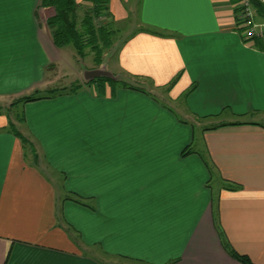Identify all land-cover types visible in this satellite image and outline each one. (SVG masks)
<instances>
[{"label": "crops", "instance_id": "0c3cea01", "mask_svg": "<svg viewBox=\"0 0 264 264\" xmlns=\"http://www.w3.org/2000/svg\"><path fill=\"white\" fill-rule=\"evenodd\" d=\"M41 2L0 0V98L47 91L71 67ZM238 3L110 0L124 38L114 67L81 80L134 88L93 77L25 104L17 130L33 151L0 113V264H108L89 249L241 264L234 250L264 264V42L236 29ZM177 78L169 98L184 97L185 115L154 96Z\"/></svg>", "mask_w": 264, "mask_h": 264}, {"label": "trees", "instance_id": "16d2710c", "mask_svg": "<svg viewBox=\"0 0 264 264\" xmlns=\"http://www.w3.org/2000/svg\"><path fill=\"white\" fill-rule=\"evenodd\" d=\"M254 3L259 10H264L263 5L256 1H254ZM83 4L89 5L90 11L82 20H79L78 10L81 5L77 3V0H42L41 2L42 7L52 8L56 12L55 16L50 18L47 22L56 47L59 49L74 47L78 54L82 57L85 55V49L90 48L96 55V63L100 65L105 51L113 47V39L116 38V35L118 34V31L115 28V22L113 21L110 12V0H83ZM100 17H107L109 19V23H100V26H98L99 24H96V19ZM177 81L178 78L171 83V86L176 84ZM95 82H99L103 89L107 85H111L113 92L118 86L134 88L111 77H101ZM79 89H81V86H78L77 89H71L70 93H76ZM36 94L37 92L34 95L26 96L18 101V103L27 104L52 97L57 93L55 91H50L47 95L37 96ZM21 121H24L23 117ZM224 126L227 125L224 124L213 129H218ZM11 130L17 133V135L21 138L25 145V150H29L30 148V150L33 151V147H29L31 145H29L28 140L19 133L14 123H11ZM188 153V151H185L184 154L186 155ZM67 199L80 203V199L75 196ZM229 252L231 256H233V258L238 260L241 264H253L249 257L241 255L234 250H229Z\"/></svg>", "mask_w": 264, "mask_h": 264}, {"label": "rangeland", "instance_id": "374dc122", "mask_svg": "<svg viewBox=\"0 0 264 264\" xmlns=\"http://www.w3.org/2000/svg\"><path fill=\"white\" fill-rule=\"evenodd\" d=\"M239 4V3H238ZM83 7V8H82ZM90 11V6L89 5H84L82 4L81 7L78 10V19L82 20L86 14ZM236 18V16H235ZM107 24L109 23V19L107 17H100L96 19V24ZM116 28V27H115ZM117 29V28H116ZM118 34L116 35V38H114V45L111 49L106 50L104 55H103V60L100 65L96 63V55L91 51L90 48L85 49V55L84 57L80 56L77 52V50L74 47H69L67 49L68 52L71 53V62L70 65L71 67H65L64 70V75L58 76V80H56L55 85H50L51 88L49 90L45 91H35L33 94L34 95L37 92V96L40 95H47L48 92L50 91H55L57 94L63 93L64 91H70L71 89H77L78 86H89L91 85V80L93 77H90L88 75V82L82 81L81 78L83 79V71H96V70H101V72L109 71L111 70L110 67L114 64V59L116 57V53L119 49V45L121 44L123 38V33L117 29ZM114 66H112L113 69ZM80 76V79H76L77 77ZM96 77H94L95 79ZM54 79L53 72H49L46 77V82L51 83ZM93 80V79H92ZM83 83H82V82ZM96 81V80H95ZM93 81L99 88L101 87V84L99 82ZM71 83V84H70ZM149 88H151L150 84H147ZM176 84L171 86H167L166 88H161V89H155V97L165 101L167 104H170L172 107L176 108L181 114L185 113V106H184V97L180 98V100H173L169 98V91L174 88ZM49 86V87H50ZM101 89V88H100ZM153 89V88H151ZM52 94V93H51ZM22 98H13V99H3L0 98V113L8 115L10 119L13 120L14 125L18 130H22L24 126L22 125V117L24 115L23 113V107L25 104L23 103H18ZM187 114V113H185ZM184 114V115H185ZM24 118V117H23ZM261 121H264V118H260ZM198 144V140L196 142ZM63 192L59 191V194L61 195ZM89 255L96 256L98 259L103 261L104 263L108 264H139V263H131V262H124L120 259L113 258L108 256L107 254L102 253L99 249H89L87 252Z\"/></svg>", "mask_w": 264, "mask_h": 264}, {"label": "built area", "instance_id": "2783aa9c", "mask_svg": "<svg viewBox=\"0 0 264 264\" xmlns=\"http://www.w3.org/2000/svg\"><path fill=\"white\" fill-rule=\"evenodd\" d=\"M264 6V0H254ZM253 0H239L236 13V29L247 41L259 39L264 42V22L257 21V9Z\"/></svg>", "mask_w": 264, "mask_h": 264}, {"label": "water", "instance_id": "95a60500", "mask_svg": "<svg viewBox=\"0 0 264 264\" xmlns=\"http://www.w3.org/2000/svg\"><path fill=\"white\" fill-rule=\"evenodd\" d=\"M103 74L100 72H92L91 74H89L90 77H101Z\"/></svg>", "mask_w": 264, "mask_h": 264}]
</instances>
